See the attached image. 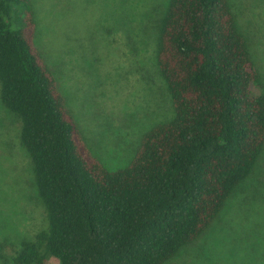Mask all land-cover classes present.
I'll return each instance as SVG.
<instances>
[{
  "label": "trees",
  "instance_id": "1",
  "mask_svg": "<svg viewBox=\"0 0 264 264\" xmlns=\"http://www.w3.org/2000/svg\"><path fill=\"white\" fill-rule=\"evenodd\" d=\"M160 10L155 60L172 114L110 171L34 45L28 0H0V108L19 122L15 138L44 212L13 264H167L255 174L264 83L234 0H166Z\"/></svg>",
  "mask_w": 264,
  "mask_h": 264
},
{
  "label": "rangeland",
  "instance_id": "2",
  "mask_svg": "<svg viewBox=\"0 0 264 264\" xmlns=\"http://www.w3.org/2000/svg\"><path fill=\"white\" fill-rule=\"evenodd\" d=\"M165 1L28 0L34 45L89 151L110 171L126 165L141 135L172 114L152 23ZM234 3L264 83V0ZM18 127L0 108V136L14 147L3 149L0 138V264H13L44 215ZM167 264H264V157L208 231Z\"/></svg>",
  "mask_w": 264,
  "mask_h": 264
}]
</instances>
